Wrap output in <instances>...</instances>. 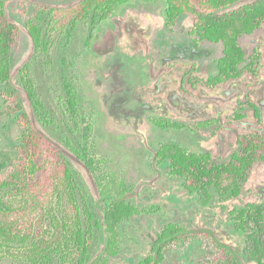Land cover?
Listing matches in <instances>:
<instances>
[{"label":"rangeland","instance_id":"1","mask_svg":"<svg viewBox=\"0 0 264 264\" xmlns=\"http://www.w3.org/2000/svg\"><path fill=\"white\" fill-rule=\"evenodd\" d=\"M75 1L22 0L8 5L9 16L22 27L13 50L12 65L16 74L23 63L30 64L48 121L43 123L45 128L38 123L43 130L58 143L61 138L81 147L92 144L91 153L106 161V171L115 172L137 187L139 196L134 200L137 205L161 208L156 214L136 215L125 222L122 249L111 257L109 264H138L150 253L159 230L169 222L213 230L219 239L232 244L246 264H256L246 253L247 233L235 230L229 216L217 208L199 209L195 195L185 192L180 180L169 177L166 172L159 174L161 169L154 162V149L159 141L174 140L195 151L206 148L216 150V155H227L239 136L257 129L264 133V26L241 42L248 64L256 63L252 58L255 48L260 52L259 71L245 72L212 90L199 89L198 95L193 97L175 84V75L179 72L175 62L190 59L200 64V71L213 68L221 45L208 46L207 43L208 48H197L187 34L191 25L185 15L180 16L174 30L169 31L163 27L165 1L133 0L100 26H93L89 16L71 33L70 26L54 28L56 22L44 7H64ZM28 20L37 23L43 32L42 38L49 40L45 49H32L25 28ZM92 32L95 36L97 33L94 45L87 43ZM129 60L135 61V68L145 63L149 79L148 88L137 87L138 92H133L135 96L145 100L143 96L148 90L149 98L160 102L162 113L188 124L225 117V127L218 140L212 135L214 127L192 135L178 131L159 132L151 126L147 120L154 111L153 108L148 110L151 105L146 104L147 110H141L128 103L130 89L122 80L130 73ZM134 76L136 80L138 76ZM142 80L146 82L144 75ZM65 83L76 89L80 101L76 117L66 103ZM3 88L0 82V92ZM240 102L250 106L245 109L244 118L233 120L231 116ZM2 107L5 106L0 96ZM18 114L0 116V163L3 155L16 153L21 136L16 121ZM89 124L93 131L89 130ZM70 160L79 182L82 185L87 182V190L94 196V182L87 169L74 156L70 155ZM247 202H264V164L255 167L245 186L244 197L237 205L244 206ZM213 254L214 248L207 241H190L172 248L164 264H207V258ZM4 264L13 263L4 260Z\"/></svg>","mask_w":264,"mask_h":264},{"label":"trees","instance_id":"2","mask_svg":"<svg viewBox=\"0 0 264 264\" xmlns=\"http://www.w3.org/2000/svg\"><path fill=\"white\" fill-rule=\"evenodd\" d=\"M20 1L0 0V82L4 84L0 96L5 106L0 108V116L19 113L16 121L21 129L16 153L3 155L0 163V264L4 260L13 264H109L122 249L125 222L155 207L137 205V187L115 172L106 171V161L91 153L92 144L81 147L61 138L58 143L38 125L45 128L48 121L30 64L23 63L16 74L12 65L22 27L9 16L7 7ZM131 1L76 0L64 7L44 9L56 22L54 28L70 26L71 33L89 16L93 26L99 25ZM163 1L167 26L175 25L185 15L192 25L191 32L198 31L201 40L225 46L224 56L219 59L220 74L205 84L217 87L245 72L259 71L261 54L256 48L252 55L256 63L240 70L238 65L248 60L242 39L264 26V0ZM25 28L33 50L50 44L42 38L37 23L28 20ZM95 37L92 32L87 43L92 44ZM200 82L197 79L196 84ZM64 90L69 111L76 117L80 104L76 89L65 83ZM239 106L250 105L240 102ZM244 117L237 115L238 119ZM88 128L93 131L92 125ZM236 147L229 157L218 159L211 153H195L180 144L164 142L155 149L154 158L167 166L169 175L179 179L186 191L196 193L201 205L210 204L218 195L233 228L247 233L248 258L264 264V202L237 205L254 168L264 164V133L257 129L241 135ZM70 155L92 177L94 196L87 190V182H79ZM194 239L213 245L216 254L209 264H246L232 244L219 239L213 230H194L175 222L162 227L150 253L138 264H163L169 250Z\"/></svg>","mask_w":264,"mask_h":264},{"label":"flooded vegetation","instance_id":"3","mask_svg":"<svg viewBox=\"0 0 264 264\" xmlns=\"http://www.w3.org/2000/svg\"><path fill=\"white\" fill-rule=\"evenodd\" d=\"M115 14L113 16H115ZM162 19H163V27L165 29H168L169 31H173L176 24L173 26H170V27L166 25L165 9H164V12L162 15ZM191 30H192V25L188 29L187 34L191 38V43H193L197 48H200V47H207L208 48V46H212V45H221L220 54L214 58V67L213 68L202 69V71H200L199 70L200 64H198V62L190 60V59H182L178 62H175V64H177L179 67V72L175 75V78H176L175 84L178 86V88L182 92L189 93L193 97H196L198 95L199 89H210V90H212V89H215L218 86H220V85H218L217 87H210L207 84H205V82H208V81L214 79L215 77H217L220 74L221 69L219 67V59L224 56L225 46L222 43H215V42H212L209 40H201L200 39V37H201L200 33L198 31L192 33ZM96 36H97V33H96ZM95 41H96V37H95L92 45H94ZM206 44L208 46H205ZM134 64H135V61H130V60L128 61L127 66H128V68H130V73L128 75V71H127V75H128L127 78L128 79L127 78L125 80L123 79L124 81L122 80V82L126 86L128 85V88L130 89L129 95H128V103L130 106L132 105L133 107L141 108V110H147L146 104H150L151 109H148V110L152 111V108H153L154 111L151 114H149L147 117V120L149 121L151 126H153L155 129H157L159 132L178 131V132H184V133H188V134H192V135H194V134L197 135L198 133H203V132H205L204 130H207L208 128L214 127V130L212 131V135H213V137H215L216 141L218 140V137L221 133V129L223 127H225V117L224 118L222 117V119L217 118V117H212V118L207 119V120L188 124V123H185V121L173 119L170 115L166 114L165 112L162 113L159 109L160 102H155L154 100H151L148 96V90H145L146 94H145V96H143L145 98V100L141 101L140 97L135 96L133 94V92L134 93L138 92L137 87L138 88H142V87L148 88L147 83H148L149 79H148V73L144 70L145 63H139L138 65H136V68H135ZM171 67H173V65ZM135 74H136V76H138V77H136V80H135V76H134ZM201 74L204 76L206 75L207 77L203 78L201 76ZM143 75H144V77H146V82L142 80ZM197 79H200V81H202V82L196 84ZM119 84L121 85V83H119ZM221 85H225V83L221 84ZM155 107L158 109V111H156L154 109ZM246 108H247V106L240 107L239 105H237L235 112L232 114L231 118L233 120H237L238 119L237 115L245 114ZM160 120H161V123L158 122ZM167 124H169V125L167 126ZM164 142H174V143L180 144L183 147H185L186 149H188L192 152H195V153H211L215 158H218V159H225L237 150L236 143H235L233 150L231 152H229L227 155H225V154L224 155H216L217 151L214 149L210 150V149H206V148L203 149L202 148V150H200V151H195V150H192L191 148H188L183 143H180L179 141H174V140L159 141L158 143H156V148L158 147V145H160L161 143H164ZM155 149H154V154H155ZM154 162L157 165V167H159L161 169V170H158L159 174H160V172H161V174H164L163 172H166V174L169 177H171L169 175V171H168L169 169L167 168V166L162 165V164H158L155 161V158H154ZM254 170H255V168H254ZM171 178H173V177H171ZM173 179H177V178H173ZM177 180H179V179H177ZM180 184L182 187L181 181H180ZM182 189L185 192L190 193V192L186 191L183 187H182ZM190 194L195 195L196 204H197V207L199 209L203 210V209H208V208H217V210L221 211L222 213H226L230 218V214L223 209L224 203L221 201V199L219 198L218 195H215L212 198V201L210 202V204L203 206L200 204V202L198 200V195L196 193H190ZM148 207H151V206H148ZM154 207L155 208L152 209L150 212H144V213L139 214V215L152 214V213L156 214V213L161 211V208L159 206H154ZM175 223H178V222H175ZM182 226H185V225H182ZM185 227H187V226H185ZM194 228L195 227H192L191 229H194ZM194 230H199V229H194ZM195 240H197V239H194L191 241H195ZM201 241H205V240H201ZM214 251H215V249H214ZM168 252L166 253V258H165V261L163 262V264L167 260ZM215 254H216V251H215ZM215 254H213L207 258V260H206L207 264H209L208 263L209 260Z\"/></svg>","mask_w":264,"mask_h":264},{"label":"water","instance_id":"4","mask_svg":"<svg viewBox=\"0 0 264 264\" xmlns=\"http://www.w3.org/2000/svg\"><path fill=\"white\" fill-rule=\"evenodd\" d=\"M165 5V4H164ZM248 64V61L245 60V61H242L241 63H239L238 65V69H242L244 66H246ZM245 248H246V245H245Z\"/></svg>","mask_w":264,"mask_h":264}]
</instances>
